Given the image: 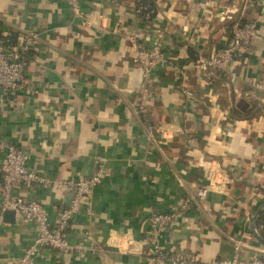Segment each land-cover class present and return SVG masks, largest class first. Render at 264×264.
<instances>
[{"label":"crops","instance_id":"obj_1","mask_svg":"<svg viewBox=\"0 0 264 264\" xmlns=\"http://www.w3.org/2000/svg\"><path fill=\"white\" fill-rule=\"evenodd\" d=\"M138 1L0 0V37L34 33L23 87L0 92V141L26 150L28 165L49 179L103 173L90 209L82 207L67 229L88 250L42 248L33 264H161L148 255L147 215L173 208L213 166L228 182L190 204L164 244L213 264L232 254L233 240L259 241L250 218L264 202V105L251 82L264 85V0H152L149 19L135 11ZM244 20L256 33L232 60L229 80L200 58L227 45L232 23ZM153 36L167 62L143 92L132 56ZM13 193L40 201L51 220L68 197L64 188L36 184ZM3 210L0 264H14L35 225ZM243 244L238 255L246 257Z\"/></svg>","mask_w":264,"mask_h":264},{"label":"built area","instance_id":"obj_2","mask_svg":"<svg viewBox=\"0 0 264 264\" xmlns=\"http://www.w3.org/2000/svg\"><path fill=\"white\" fill-rule=\"evenodd\" d=\"M74 6L77 0H64ZM143 6L136 5L135 11L140 13ZM256 33V25L252 20L235 21L231 25L230 41L222 48L209 54L207 58H200L203 63L223 71L233 80L236 74L231 65L236 55L247 52L250 40ZM13 42H7L0 37V92L7 94L10 91L21 89L24 85V53L31 45L34 33L20 31L16 33ZM185 38L189 33L185 32ZM167 62L161 39L157 36L150 38L147 43L135 48L132 63L139 70L142 78L143 92L147 91V81L151 73ZM251 87L261 91L264 105V85L258 80L251 82ZM185 94L190 92L185 89ZM2 162L0 165V206L1 209H11L14 217L32 221L35 225V235L26 243L14 264H33L40 255L42 248H49L56 255H64L73 250L85 252L88 245L83 241L69 239L67 229L73 216L85 206L89 210V195L94 185L102 179L100 168L94 169L86 176H70L65 179H49L43 173L28 165V153L12 142L0 141ZM205 183L199 184L193 193L181 195L178 203L166 211H152L146 217L148 227V255L150 259L161 264H199L195 256L186 249L171 250L163 241L164 232L185 214L190 204L200 203L211 189H222L228 182L226 174L219 167L207 169ZM23 184H36L42 187L64 188L68 193L66 204L55 213V218H49L48 210L36 199H28L13 189ZM256 229V227H255ZM257 231V229H256ZM258 232V231H257ZM86 238L88 233H84ZM243 243L233 240L232 254L228 257H218L213 264H264V244L258 241L255 245L243 244L251 252L242 257L238 255Z\"/></svg>","mask_w":264,"mask_h":264},{"label":"trees","instance_id":"obj_3","mask_svg":"<svg viewBox=\"0 0 264 264\" xmlns=\"http://www.w3.org/2000/svg\"><path fill=\"white\" fill-rule=\"evenodd\" d=\"M138 4L143 6L140 11V17L144 19H149L153 15V2L152 0H139ZM16 33L6 39L7 42H13L16 38ZM13 38V39H12ZM27 52V51H26ZM255 227L258 231V234L262 239H264V206L258 211L255 219Z\"/></svg>","mask_w":264,"mask_h":264},{"label":"water","instance_id":"obj_4","mask_svg":"<svg viewBox=\"0 0 264 264\" xmlns=\"http://www.w3.org/2000/svg\"><path fill=\"white\" fill-rule=\"evenodd\" d=\"M264 206V202L255 210V212L252 214V216H251V218H250V224H251V229H252V233L254 234V236L261 242V243H263L264 244V239H262L261 237H260V235L258 234V232L256 231V229H255V226H254V224H253V222H254V219L256 218V216H257V213H258V211L262 208ZM3 213L4 214H6V213H10L11 214V218H10V220H12L13 219V217H14V215H13V211L11 210V209H4L3 210Z\"/></svg>","mask_w":264,"mask_h":264}]
</instances>
